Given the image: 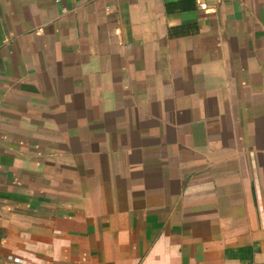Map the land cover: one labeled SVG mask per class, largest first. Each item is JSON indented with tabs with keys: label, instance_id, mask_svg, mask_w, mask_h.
Listing matches in <instances>:
<instances>
[{
	"label": "crops",
	"instance_id": "1",
	"mask_svg": "<svg viewBox=\"0 0 264 264\" xmlns=\"http://www.w3.org/2000/svg\"><path fill=\"white\" fill-rule=\"evenodd\" d=\"M0 0V264L264 263V0Z\"/></svg>",
	"mask_w": 264,
	"mask_h": 264
},
{
	"label": "built area",
	"instance_id": "2",
	"mask_svg": "<svg viewBox=\"0 0 264 264\" xmlns=\"http://www.w3.org/2000/svg\"><path fill=\"white\" fill-rule=\"evenodd\" d=\"M193 2L195 5V8L199 11H206L209 9L208 0H193Z\"/></svg>",
	"mask_w": 264,
	"mask_h": 264
}]
</instances>
